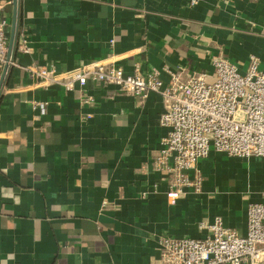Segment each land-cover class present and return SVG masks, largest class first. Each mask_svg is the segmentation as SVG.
Segmentation results:
<instances>
[{
	"label": "crops",
	"instance_id": "obj_1",
	"mask_svg": "<svg viewBox=\"0 0 264 264\" xmlns=\"http://www.w3.org/2000/svg\"><path fill=\"white\" fill-rule=\"evenodd\" d=\"M0 4L7 44L15 13L0 89V264H165L160 237L203 238L215 217L245 235L248 205L263 200L264 158L211 151L197 163L201 191L169 205L152 168L166 135L161 97L63 83L93 64L211 81L216 57L241 71L255 57L264 72V0ZM50 66L56 81L34 75Z\"/></svg>",
	"mask_w": 264,
	"mask_h": 264
},
{
	"label": "built area",
	"instance_id": "obj_2",
	"mask_svg": "<svg viewBox=\"0 0 264 264\" xmlns=\"http://www.w3.org/2000/svg\"><path fill=\"white\" fill-rule=\"evenodd\" d=\"M195 5L198 0H189ZM7 20L0 4V70L11 64L7 53ZM112 42V41H111ZM214 78L181 76L182 70L168 71L163 83L157 73L127 74L120 67L93 64L68 75L67 91L87 81L115 86L136 99L150 94L161 97L164 109L159 124L166 130L152 158V168L167 184L169 205L186 193L201 191L199 160L211 151L228 157L264 158V72L250 57L241 71L224 58L212 59ZM34 75L42 81H56L54 67H41ZM262 202L246 210V233L240 235L215 217L206 226L203 238L160 237L161 258L165 264H264V191Z\"/></svg>",
	"mask_w": 264,
	"mask_h": 264
},
{
	"label": "water",
	"instance_id": "obj_3",
	"mask_svg": "<svg viewBox=\"0 0 264 264\" xmlns=\"http://www.w3.org/2000/svg\"><path fill=\"white\" fill-rule=\"evenodd\" d=\"M13 5L16 6V0H13ZM14 26H15V13H14L13 19H12L10 35L8 36L9 37V41H8V44H7L6 58L9 59V60H10L11 50H12V46H13ZM7 67L8 66L4 67L3 75L0 78V89L2 87L3 77H4V74H5L6 70H7Z\"/></svg>",
	"mask_w": 264,
	"mask_h": 264
}]
</instances>
